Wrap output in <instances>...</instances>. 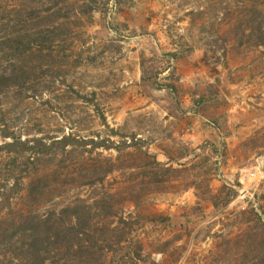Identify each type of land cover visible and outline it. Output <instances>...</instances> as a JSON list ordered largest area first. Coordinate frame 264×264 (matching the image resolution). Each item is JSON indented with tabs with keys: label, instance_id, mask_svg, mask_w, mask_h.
Listing matches in <instances>:
<instances>
[{
	"label": "rangeland",
	"instance_id": "1",
	"mask_svg": "<svg viewBox=\"0 0 264 264\" xmlns=\"http://www.w3.org/2000/svg\"><path fill=\"white\" fill-rule=\"evenodd\" d=\"M263 158L264 0H0V264H264Z\"/></svg>",
	"mask_w": 264,
	"mask_h": 264
},
{
	"label": "built area",
	"instance_id": "2",
	"mask_svg": "<svg viewBox=\"0 0 264 264\" xmlns=\"http://www.w3.org/2000/svg\"><path fill=\"white\" fill-rule=\"evenodd\" d=\"M263 172H264V164H262L261 161H260L259 164L256 167H252V168H250V169H248L246 171L247 175H244L243 181L245 183L247 181L252 182L253 177L258 176V175L262 174ZM251 184L252 183H250L249 185H246V186H249V187H245V191H244V194H243V198L244 199H246V198H253L254 197V194L256 192V189H254V187ZM213 210H214L213 215L215 217L220 214V211H217L215 209V207L213 208ZM214 216H213V218H215ZM261 216H262L263 221H264V214H261Z\"/></svg>",
	"mask_w": 264,
	"mask_h": 264
},
{
	"label": "bare ground",
	"instance_id": "3",
	"mask_svg": "<svg viewBox=\"0 0 264 264\" xmlns=\"http://www.w3.org/2000/svg\"><path fill=\"white\" fill-rule=\"evenodd\" d=\"M261 160H262V161H261V163H262V164H264V158H263V159H261ZM214 217H215V216H214Z\"/></svg>",
	"mask_w": 264,
	"mask_h": 264
}]
</instances>
